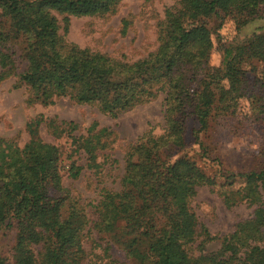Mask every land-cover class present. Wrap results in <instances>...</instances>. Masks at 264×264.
Listing matches in <instances>:
<instances>
[{
    "label": "trees",
    "instance_id": "obj_1",
    "mask_svg": "<svg viewBox=\"0 0 264 264\" xmlns=\"http://www.w3.org/2000/svg\"><path fill=\"white\" fill-rule=\"evenodd\" d=\"M119 2L0 0V80L9 73L16 76L28 89L30 101L48 104L68 96L76 103L96 104L113 116L163 91L165 132L160 136L147 132L126 152L120 188L104 189L95 205V228L136 264H264V260L250 262L248 257L190 254L188 245L198 234L204 241L213 238L199 225L189 203L196 186L212 180L191 158L171 159L169 154L185 145L190 117L198 125L196 132L207 128L221 102L214 90L222 78L231 76L230 60L240 59L239 68H234L236 76L244 73L243 60L264 63V34H252L224 47L221 65H210L208 19L230 16L245 23L264 15V0H177L165 8L157 24L155 51L132 62L79 48L59 34V22L66 30L71 15L106 16L115 12ZM17 60L25 62L20 71ZM31 133L22 147L0 138V226L14 227L13 262L81 264L88 217L75 202H69L63 214L61 153L56 145ZM198 139L197 134L200 144ZM31 170L37 177L28 184ZM67 172L77 177L80 166L71 162ZM242 176L247 184L255 183L256 191L258 183L264 189V166ZM258 218L264 222V204L255 209L252 220ZM237 234L235 230L232 237ZM38 243L40 251L35 253L33 245ZM102 264L120 263L107 260Z\"/></svg>",
    "mask_w": 264,
    "mask_h": 264
},
{
    "label": "rangeland",
    "instance_id": "obj_2",
    "mask_svg": "<svg viewBox=\"0 0 264 264\" xmlns=\"http://www.w3.org/2000/svg\"><path fill=\"white\" fill-rule=\"evenodd\" d=\"M176 2L120 0L115 12L106 16L71 15L66 30L58 21V32L66 42L79 48L100 50L132 62L155 51L157 24L164 18L165 8ZM207 26L212 39L209 64L219 66L224 47L234 46L252 34H264V15L242 24L230 16L212 17ZM239 60H230L231 76L222 78L214 90L221 102L212 111L207 128L196 132L198 125L190 117L185 145L168 152L171 159L182 155L191 158L212 180L197 185L189 203L199 225H204L213 238L204 241L198 234L196 241L188 245L190 254L231 255L241 260L248 257V261L257 263L264 260V222L258 218V224L252 219L255 209L264 204V189L258 183L257 192L255 183L247 184L242 174L264 166V63L243 60L240 67L244 73L236 76L234 68H239ZM24 65V61L17 60V71ZM10 74L0 80V138L22 147L33 132L35 137L58 147L63 186L60 192L65 196L63 214L67 213L68 203L75 202L88 217L82 236L85 254L81 264H102L107 260L136 264L121 246L97 231L95 205L104 189L120 188L125 154L130 147L149 131L155 136L164 134V92L158 91L151 100L113 116L96 104L76 103L68 96L56 97L48 104L30 101L26 86ZM197 134L200 144L195 140ZM71 162L80 166L77 177L68 175ZM36 177L31 170L27 183ZM251 194L259 200L252 199ZM235 230L238 234L232 237ZM14 240L13 225L0 226L2 264H14ZM33 247L35 253L40 251V243Z\"/></svg>",
    "mask_w": 264,
    "mask_h": 264
}]
</instances>
